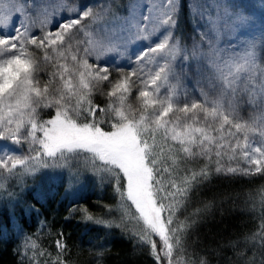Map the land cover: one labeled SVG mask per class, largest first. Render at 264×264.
<instances>
[{
	"label": "snow or ice",
	"instance_id": "1",
	"mask_svg": "<svg viewBox=\"0 0 264 264\" xmlns=\"http://www.w3.org/2000/svg\"><path fill=\"white\" fill-rule=\"evenodd\" d=\"M13 7L21 20L19 26L9 25L11 15L0 9V143L20 146L26 141L29 154L20 158L3 153L0 168L11 173L17 165H30L28 171L35 173L40 167H73L81 153L90 154L102 165L93 168L91 179L98 187L107 181L119 198L108 211L118 213L122 223L127 217L140 225L139 240L156 264L162 260L174 264V249L182 247V237L196 215L180 219L191 194L213 174L264 171V143L255 145L248 135L259 132L264 137V67L257 63L255 39L247 43L243 56H237L217 46L222 22L209 19V31L193 41L191 55L206 61L207 87L216 98L210 99L208 92L201 90V101L174 106L170 80L178 77L173 61L188 51L183 36L176 33L182 0H161L157 19L142 16L129 33L113 35L96 47L79 39L88 27L85 20L96 16L91 9L51 24L45 10L40 27L33 29L22 20L27 0ZM101 12L107 9L101 8ZM229 15L234 16L236 28L248 23L249 18L242 13ZM140 24H150L151 28ZM151 38L157 41L154 45L149 43L139 50L134 61L128 57L131 71L121 72L102 62L112 52H127L133 41ZM42 63L54 69L45 73L43 83ZM95 95L107 97L109 103L103 107L96 104ZM131 95L136 96L135 105L127 102ZM245 103L260 109L261 115L251 116L250 122L234 123L240 120L239 107ZM39 109L51 110L50 118L38 123ZM158 133L177 146L176 158L171 161L174 168L165 166L167 158L161 155L164 149L157 143ZM235 133L244 134L243 143L239 137L232 142ZM237 150H242L249 167L221 163L223 157L232 160L229 153ZM213 156V169L207 165L198 172L185 168V174H179L186 158L211 163ZM70 191L69 183L66 192ZM151 237L158 239L159 252ZM56 247L63 249L65 245L57 240ZM200 264L206 262L201 260Z\"/></svg>",
	"mask_w": 264,
	"mask_h": 264
},
{
	"label": "trees",
	"instance_id": "2",
	"mask_svg": "<svg viewBox=\"0 0 264 264\" xmlns=\"http://www.w3.org/2000/svg\"><path fill=\"white\" fill-rule=\"evenodd\" d=\"M184 14L176 33L185 43L193 21L187 12ZM50 67L42 63L41 83L47 80L45 73ZM132 96L127 99L129 104ZM93 100L102 107L109 103L100 95ZM45 111L50 115L49 109ZM156 139L164 149L161 155L167 158L165 166L176 167L171 161L176 158L177 146L165 140L162 133ZM221 163L233 167L226 158ZM206 165L213 169L216 158L213 156L211 163L203 158H186L178 171L181 175L185 168L198 172ZM35 183L15 191L14 200L0 202V264H156L138 233L120 224L119 216L108 211L119 198L107 181L99 187L87 183L76 196L64 192L63 180L42 178L40 186ZM193 213L194 222L182 237V247L174 249V264H200L201 260L206 264H264V171L213 174L191 194L180 219ZM151 239L156 240L159 252L158 239ZM57 240L65 245L63 249H57ZM161 264L166 262L162 260Z\"/></svg>",
	"mask_w": 264,
	"mask_h": 264
},
{
	"label": "rangeland",
	"instance_id": "3",
	"mask_svg": "<svg viewBox=\"0 0 264 264\" xmlns=\"http://www.w3.org/2000/svg\"><path fill=\"white\" fill-rule=\"evenodd\" d=\"M21 2L22 0H0V9L11 15L9 25L19 26L21 20L17 19L13 5L19 6ZM160 6L161 0H27V11L23 15L22 20L32 25L33 29H35L40 27L45 10L48 14V21L51 24L67 19L69 16H75L77 12L91 9L96 13V16L91 20H85L88 27L82 30L79 39L87 41L89 47H96L101 41L111 38L113 35L129 33V30L141 20L142 16H151L153 20L157 19ZM101 8L107 9V12H101ZM184 12H187V16L193 21V27L187 33L188 41L185 42L188 51L178 55L173 61L175 73L178 77L177 80H170V85L174 92L172 101L174 106H183L186 102L201 101V90L208 92L210 99L216 98V93L207 87L209 73L206 61L191 55L193 41H198L201 34L209 31V19H218L222 22L219 39L216 41L219 48L235 52L237 56H243L247 50V43L254 38L257 63L264 67V0H182L176 30L177 27H180L181 19L185 17ZM229 13H242L249 18L248 23L243 27H234V16H230ZM140 26L151 28L150 24H140ZM5 27L8 26L6 25ZM155 42H157L155 38H151L148 41H133L127 52L120 55L112 52L102 62L111 64L112 68L119 71H131L132 68L130 67L132 64L128 57L132 56L134 61V56L139 50L146 47L149 43L154 45ZM57 62L63 61L57 58ZM92 62V60H89V63ZM133 67L138 66L133 64ZM53 70L51 66L49 72ZM145 71H149V69H145ZM193 71L195 72L194 76L191 74ZM113 76L115 77V72H113ZM177 88L179 89L178 93L176 92ZM163 95L164 92L162 90L161 96ZM131 100L130 104L135 105L136 96L134 98L132 96ZM45 110L48 109L38 110V123L50 118V115L45 113ZM253 115L260 116L261 110H254L252 106L246 103L242 104L239 107L240 120H234V123L250 122V117ZM233 131L235 132V130ZM248 135L255 145L264 143V137L260 136L259 132L255 134L249 133ZM236 137H239L241 143L244 142L243 133H235L231 138L233 143H235ZM3 153L23 158L24 155L29 154V144L26 141L20 146L13 145L11 142L0 143V155ZM31 154L35 155V153ZM229 154L234 156L232 160H228L227 157L223 158L232 163L233 167H249L248 162L242 157V150ZM59 163L64 164V161L61 160ZM74 163L75 166L67 168L49 169L40 167L35 173L28 171L30 165H17L11 173L4 168H0V202L3 200L8 202L14 200L16 198L15 191L22 190L24 186L30 183L36 182L38 185L36 183L35 185L40 186L42 178H48L52 182L63 180L65 182L64 192H66L70 183L72 191L66 192L70 196H76L80 193L87 183L93 182L97 184V181L91 179V176L94 167L99 169L102 166L98 160L92 159L90 154L81 153L79 159ZM85 169L88 171L85 172ZM251 174H255V172L253 171ZM85 177L88 178L85 179ZM88 180L91 181L88 182ZM115 216H119V214L115 213ZM117 220L120 224L133 229L134 233H140V225L130 221L127 217L123 223L120 219Z\"/></svg>",
	"mask_w": 264,
	"mask_h": 264
}]
</instances>
